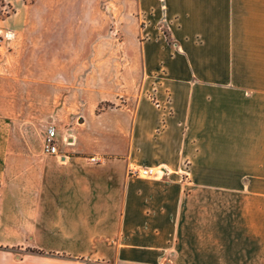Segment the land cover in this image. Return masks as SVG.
Segmentation results:
<instances>
[{
    "label": "crops",
    "instance_id": "crops-1",
    "mask_svg": "<svg viewBox=\"0 0 264 264\" xmlns=\"http://www.w3.org/2000/svg\"><path fill=\"white\" fill-rule=\"evenodd\" d=\"M122 1L36 0L46 19L13 20L68 59L109 10L141 67L113 85L101 66L77 84L66 64V82L0 75V264H264V0Z\"/></svg>",
    "mask_w": 264,
    "mask_h": 264
},
{
    "label": "rangeland",
    "instance_id": "rangeland-1",
    "mask_svg": "<svg viewBox=\"0 0 264 264\" xmlns=\"http://www.w3.org/2000/svg\"><path fill=\"white\" fill-rule=\"evenodd\" d=\"M69 1L74 4L101 2L105 5L110 0ZM119 2L121 4L123 3L122 0H119ZM35 3L36 0H0V31L3 33L4 31H10L15 34L12 41L0 43V75L9 78L8 82H66L67 80H63V77L58 74L61 67L66 64L69 67L70 73L68 75L66 74L65 77L70 84H77L79 81L85 79L92 81V75L90 73H92L95 67L101 66L103 72L97 77L101 79L102 84L106 81V84H108L107 82H111L113 85L117 81L124 80L127 69L132 68L135 72L137 69H140L141 64L139 60L128 55V52H136L139 50L136 45L137 43H126L124 36L120 34L119 28H116L115 25L110 26L105 23L110 18V13H112L106 9L102 12L103 27L101 28V42H99V39L94 40L93 37L87 35L80 43H69L70 52L79 51L76 57H70L68 59L45 58V54L40 53V51L44 52L46 44L44 41H41L42 38H39V41L36 42L34 38L31 41L26 40V42H23L17 39L16 32L12 27L13 20L18 18L46 19L47 12L43 7H35ZM73 13L75 14L76 12ZM33 50H39V54L33 53ZM29 51H32V53H29ZM95 53L98 55L95 56ZM139 79L140 76L134 73L133 83L135 86L139 84ZM42 93L41 91L36 92V98H42ZM60 93L55 92V97ZM80 94V92L76 91L71 96L77 102V99L82 100ZM85 98L89 99V96L86 95ZM109 107L110 105L103 104L99 107V110Z\"/></svg>",
    "mask_w": 264,
    "mask_h": 264
},
{
    "label": "built area",
    "instance_id": "built-area-1",
    "mask_svg": "<svg viewBox=\"0 0 264 264\" xmlns=\"http://www.w3.org/2000/svg\"><path fill=\"white\" fill-rule=\"evenodd\" d=\"M15 37V34L10 31H0V43L4 41H12ZM153 101L156 103L157 107H160V103L156 98L152 97ZM57 132L54 127H49L44 139V152L46 155L59 156V148L57 145ZM64 142L69 143L68 139L65 138ZM93 161H95L93 159ZM189 168L185 165V171L183 175L188 176ZM129 176L132 177H141V178H163L165 176V171L163 169H153L141 166L131 167L129 170Z\"/></svg>",
    "mask_w": 264,
    "mask_h": 264
}]
</instances>
